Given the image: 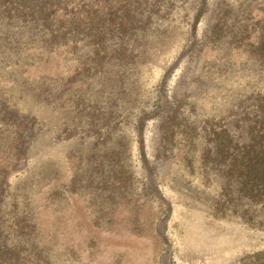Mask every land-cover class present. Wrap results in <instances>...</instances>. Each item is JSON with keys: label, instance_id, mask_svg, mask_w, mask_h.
I'll use <instances>...</instances> for the list:
<instances>
[{"label": "rangeland", "instance_id": "obj_1", "mask_svg": "<svg viewBox=\"0 0 264 264\" xmlns=\"http://www.w3.org/2000/svg\"><path fill=\"white\" fill-rule=\"evenodd\" d=\"M211 1L193 56L178 58L192 15L178 8L153 15L130 43L142 61L127 66L99 64L83 39L49 44L0 5V104L36 115L41 128L16 167L0 136L4 233L13 239L15 220L28 218L51 264L263 263L264 206L237 198L213 136L228 127L237 137L240 104L264 94V67L248 51L254 34L237 39L244 24L264 29V0ZM226 4L228 28L213 44L211 16ZM160 88L171 104L145 125L152 174L133 125Z\"/></svg>", "mask_w": 264, "mask_h": 264}, {"label": "trees", "instance_id": "obj_2", "mask_svg": "<svg viewBox=\"0 0 264 264\" xmlns=\"http://www.w3.org/2000/svg\"><path fill=\"white\" fill-rule=\"evenodd\" d=\"M211 3V0H0L7 18L20 19L40 27L46 31L49 44L57 46L83 39L96 47L95 59L99 64L113 61L120 66L142 61L141 51L130 43L151 23L153 15L170 14L178 8L183 15L192 13L187 27L189 44L178 58L184 61L193 56L200 49L197 47L201 44L198 29L207 19L208 12L213 10ZM227 5L211 16L215 19L210 32L213 44L228 28L227 17L231 15L232 7ZM247 25L241 26L243 28L238 32L237 39L240 42L243 34L246 33L248 39L254 34L248 51L264 67V29L251 31L247 30ZM112 44L115 47L111 52L99 53ZM176 61L169 65L166 72L174 67ZM164 91L160 88L151 107L138 114L133 125L141 160L146 171L152 174L155 170L145 150L144 129L148 120L161 117L170 108L171 99ZM162 97L165 102L161 105ZM39 122L38 117L30 112L8 109L5 104H0V136L11 142V157L6 159L8 166L16 167L24 163L30 141L41 130ZM213 137L216 141L214 154L219 158L221 156L222 161L228 164L227 171L236 178L237 198L245 199L251 206L258 203L264 206V94L258 92L249 103L240 104L237 137L228 127L215 130ZM6 169L0 172V209L8 185L5 182ZM1 217L0 264H51L42 254L43 248L32 239L35 230L33 222L26 217L15 220L13 233L16 237L12 239L4 233ZM257 255L264 258V250Z\"/></svg>", "mask_w": 264, "mask_h": 264}]
</instances>
